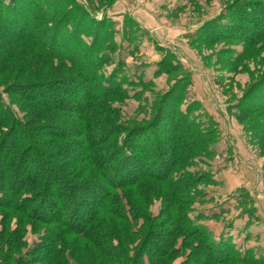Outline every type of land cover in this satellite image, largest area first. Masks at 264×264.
Wrapping results in <instances>:
<instances>
[{"label":"trees","instance_id":"trees-1","mask_svg":"<svg viewBox=\"0 0 264 264\" xmlns=\"http://www.w3.org/2000/svg\"><path fill=\"white\" fill-rule=\"evenodd\" d=\"M40 2H0L8 11L0 15V25L5 31L0 36V47L40 48L42 57L58 59L63 68L62 63L71 65L69 72L48 71L47 74L54 72L53 80L8 81L2 84L0 91V209L20 213L31 222L50 227V233L41 237L38 247L29 252L32 259L22 257L20 262L58 264L55 257L59 254L63 258V249L59 247V252L57 243L60 241L64 246L63 240L70 238L74 239V245L84 246L85 254L93 250L98 257L101 254L111 264L124 259L123 251H128L127 255L133 253L132 258L125 260L128 264H171L170 261H161L174 256L178 239L194 241L196 247L191 254L200 255L193 259L196 262L206 257L207 264H264L263 258L251 251H244L242 244L233 243L232 237L224 236L218 240L210 231L193 224L194 212H190L189 206L200 197L192 191L200 184H212V173L199 171L180 176L177 165L179 160L183 164L186 162L184 155L187 153L193 158L201 157L198 152L189 149L191 146L201 147L205 153L213 155L210 148L211 144L217 142L218 135L215 139L214 131L201 129V122L192 119L187 110L180 112L175 108L170 109L171 94L160 98V103L155 105V116L143 124L130 122L124 127L95 112L96 106L106 110L104 100L116 96L118 92L126 96L123 84L115 80V72L108 77L100 73L103 54L109 53V48L104 53L106 47L102 49L101 46L115 42L110 36L106 39L100 36L109 35L113 27H98L96 23L91 29L97 35L90 38L89 45H81L87 22L77 18L84 12L76 8L71 12L59 13L54 8L52 13L49 7L40 5ZM240 3L246 8H232L234 21L241 16L240 19L249 23L253 21L258 29L250 31L226 19L228 25H216V33L221 35L220 40L246 46L264 37V11L258 15L254 7L249 6L252 3ZM50 18L44 24V29L35 33L37 19L43 21ZM68 26L71 27L70 31H67ZM166 64L165 61L160 63L154 75H158ZM44 65L47 66V63ZM3 94L8 96L10 102L16 98L30 108L22 120L3 101ZM174 102L179 105L182 100L175 97ZM235 108L242 123L241 118L262 115L264 79L259 85L249 88ZM165 116L168 117L166 121L169 116L173 120L175 118L169 126L173 133L171 136L169 131L167 135L159 134L158 120ZM249 128L264 137V123L250 124ZM186 135L192 138L193 145L189 146ZM67 138L74 143L60 146L59 151H54L56 143H64ZM69 147L79 152L78 161L72 157V153L68 157ZM180 147L186 148L185 151L179 152ZM150 158L152 161L149 162ZM69 169H75L73 172L76 174L66 171ZM99 181L101 188L99 186L100 190H97L95 188ZM144 182L153 187L150 199L140 196L139 190ZM78 194L83 195L84 201L76 202L75 196ZM154 197L162 200V216L167 213L165 208L169 210L168 217L160 226L162 230L167 229L160 234L153 233L152 230L158 227L147 222L146 215L138 210L141 207H137L134 201L136 198L143 205H150ZM176 219L177 222L174 221ZM119 222L126 226L140 224L141 228L149 225L148 231L132 250L128 243L121 248V241L126 238H120L118 230L116 235L109 231L117 229L115 224ZM22 226L18 223V229L7 231V224H3L0 251L5 248L7 252L0 253V264H7L13 254L19 252L24 231ZM149 240L151 243L148 244Z\"/></svg>","mask_w":264,"mask_h":264},{"label":"rangeland","instance_id":"rangeland-1","mask_svg":"<svg viewBox=\"0 0 264 264\" xmlns=\"http://www.w3.org/2000/svg\"><path fill=\"white\" fill-rule=\"evenodd\" d=\"M2 1L8 4L9 0L0 2ZM241 1L252 3L249 6L254 7L258 15L264 11L262 10L264 0H41L40 5L49 7L52 13L54 8L59 13L71 12L76 8L84 12L77 18L87 22L81 45H89L90 38L97 35L91 29L96 23L98 27L106 25L109 28L113 27L109 35L100 36L105 39L110 36V39L114 38L115 41L114 44L110 41L109 45L101 46L102 49L106 47L104 53L109 48L107 51L109 53L103 54L100 73L108 77L115 72V80L123 84L122 89L125 90L126 96L118 92L116 96L104 100L108 109L96 106L95 112L124 127L130 122L143 124L155 116L157 109L155 105L160 103V98L165 94H171L168 104L170 109L175 108L180 112L187 110L192 119L201 122V129H205V132L214 131L215 139L218 135L217 142L211 144L213 155L205 153L201 147L191 146L192 138L186 135V141L191 146L189 149L198 152L201 157L193 158L187 153L184 155L186 162L183 164V161L179 160L177 165L180 176L199 171L212 173V184H200L192 191L195 192L194 195L199 194L200 197L199 201L194 200L195 202L189 206L190 212H194L193 224L210 231L215 237L218 228L229 223L240 213L248 214L251 218L249 225L244 227L242 224L237 233L236 228L241 225L242 218L235 219L238 225L232 229V235L235 237L233 243L244 244L249 251L264 259V137L253 133L249 128L250 124L264 123V113L241 118V121H244L242 123L238 120L240 115L235 108L245 92L259 85L264 79V37L243 46L234 41L220 40L221 35L216 33V25L227 24L226 19L250 31L258 29L253 21L249 23L245 19H240L241 16L236 17L234 21L232 8H246L242 6ZM0 6L2 7L0 15L6 14L7 9L3 5ZM241 15L243 16L242 13ZM49 20L51 18L43 21L37 19L35 33L39 32L37 31L39 29H44V24ZM2 26L0 25L2 33L0 36L5 33ZM70 30L71 27L68 26L67 31ZM5 47L4 45L0 47V91L2 84L8 81L31 82L49 78L53 80L54 72L47 74L48 71L54 69L55 72H69L68 68H71L67 62L62 63L65 67L63 68L57 62L58 59L42 57L43 52L40 48L38 50L36 47L32 49ZM77 47V45L74 47L75 51ZM112 48L114 53L110 51ZM72 58L75 59L74 56ZM164 61L167 62V66L158 75H154L159 69V64ZM44 63H47V66ZM175 97H180L182 103L178 105L174 102ZM2 98L19 119L22 120L25 113L28 114L30 108L18 102L16 98L11 102L6 94H3ZM167 118L165 116L158 120L159 134L167 135L169 131L171 136L173 133L169 126L173 117L169 116L166 121ZM179 135L182 134H176ZM68 139L64 143H56L54 151H59L60 146L65 147L69 143H74ZM185 149L180 147L178 151L183 152ZM68 151H70L67 153L68 157L72 153V157L78 161L79 152L75 151L74 147H69ZM148 161H152L151 158ZM75 167L78 170V164ZM73 170L75 169L66 171L74 173ZM99 183L100 181L96 184L97 190L101 188ZM58 190L57 188L56 191ZM152 191L153 187L150 188L148 183L142 184L139 190L141 197L149 199ZM82 197L81 194L76 195V202L84 201ZM152 199L148 206L143 205L140 199L135 198L134 201L137 207H141V210H138L146 215L147 222L158 227L152 230L153 233L160 234L167 229L162 230L163 227L160 226L165 217H168L169 210L165 208L164 211L167 213L162 216L161 198ZM220 208L229 212L219 214L222 212ZM203 213L213 214L206 216ZM174 221L177 222V219ZM4 223L7 224V231L18 229V223L23 225L22 231L24 229L19 252H15L7 264H25L20 262L22 257L32 259L29 252L35 246L38 247L37 243L41 237L50 233L49 226L31 222L20 213L0 209V232ZM115 225L117 229L109 231L115 234L118 230L120 238H126L121 241V248L128 243L131 250L139 243L140 237L148 231L149 226L148 224L142 228L139 227L140 224L126 226L120 222ZM247 228L248 231L251 228L254 233L250 234L248 239L244 238L248 234L245 231ZM222 237L224 236L216 239ZM135 240L137 241L134 244ZM73 241L74 239L65 238L64 246L58 241V251L60 252V248L63 249L61 251L63 258L59 254L55 257L58 258V264H111L106 262L101 254L98 257L93 250L85 254L84 246L74 245ZM81 243L83 245V242ZM193 243L191 240L186 242L178 239L174 256L161 262L207 264L206 257H202V261H194L200 255L191 254L196 247ZM2 252L7 251L4 248L0 251ZM127 252H122L125 257L117 264H128L125 260L132 258L133 253L127 255Z\"/></svg>","mask_w":264,"mask_h":264},{"label":"crops","instance_id":"crops-1","mask_svg":"<svg viewBox=\"0 0 264 264\" xmlns=\"http://www.w3.org/2000/svg\"><path fill=\"white\" fill-rule=\"evenodd\" d=\"M220 209L222 210V212L219 213V214H224L225 212H229V210H224L222 208H220ZM203 214L207 216V215H211L213 213H211V214H205V213H203ZM216 218H217V215H216ZM236 218L238 220L242 218V223L237 228H236V226L238 224L236 223V220H237ZM236 218H234L233 220H231L229 223L225 224L220 229L218 228V230L216 232V237H219L221 235H223L225 237H229L230 236V237H232V239H233L232 241L234 242L235 237L232 235V229L233 228H236V233H237L241 229L242 224H244V227H245L246 225H249V222L251 220V218L249 217V215L248 214H245V213H240ZM245 231H247L248 234H246L244 238H247L248 239L250 237V234H254L253 231L251 230V228L249 229V231H248V228ZM242 248L244 249V251H249L248 248H246L244 244H242ZM261 254H262V252H261Z\"/></svg>","mask_w":264,"mask_h":264}]
</instances>
